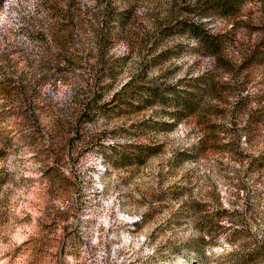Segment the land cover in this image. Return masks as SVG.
I'll list each match as a JSON object with an SVG mask.
<instances>
[{"label": "rangeland", "instance_id": "374dc122", "mask_svg": "<svg viewBox=\"0 0 264 264\" xmlns=\"http://www.w3.org/2000/svg\"><path fill=\"white\" fill-rule=\"evenodd\" d=\"M0 264H264V0H0Z\"/></svg>", "mask_w": 264, "mask_h": 264}]
</instances>
